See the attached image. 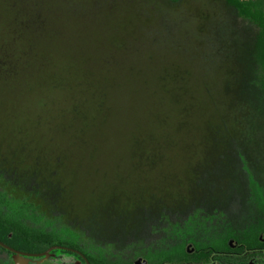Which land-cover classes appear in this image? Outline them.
I'll return each instance as SVG.
<instances>
[{
  "label": "trees",
  "instance_id": "obj_1",
  "mask_svg": "<svg viewBox=\"0 0 264 264\" xmlns=\"http://www.w3.org/2000/svg\"><path fill=\"white\" fill-rule=\"evenodd\" d=\"M195 1L0 0V95L7 92L9 104L23 96L24 107L0 113V198L39 218L27 231L0 212L10 244L24 241L32 251L26 246L49 242V233L35 231L49 223L73 232L72 244L57 242L90 264H135L187 223L212 219L238 236L256 224L251 182L264 198V33L250 24L240 30L238 21L260 24L261 15L243 0ZM49 102L58 104L54 115ZM34 138L67 145L50 150ZM157 138L194 140L182 173L129 186L130 174L100 178L94 162L84 177L88 198L74 201L81 181L73 154L128 153L132 168L152 167L163 151ZM240 236L233 249L207 246L156 264L224 258L247 244Z\"/></svg>",
  "mask_w": 264,
  "mask_h": 264
},
{
  "label": "rangeland",
  "instance_id": "obj_2",
  "mask_svg": "<svg viewBox=\"0 0 264 264\" xmlns=\"http://www.w3.org/2000/svg\"><path fill=\"white\" fill-rule=\"evenodd\" d=\"M244 1L246 2V6L252 8V14H255V16H258V14L261 15V23L256 24L254 22H250V17L244 16L238 21L240 30L244 28L242 26L250 24L253 32L263 31L264 33V0H243V2ZM257 19L259 20V17ZM205 75H211L210 71L205 72ZM15 92H22V90L20 89L19 91ZM4 96L6 97V100H3L2 105H0V113L2 114V112H7L9 114L11 111H14L20 114V110H22V108L24 107H19L18 101L22 99L23 96H11V100L13 102L10 104L8 101V93L5 92ZM4 96L0 95V102L2 101V97ZM31 100L33 99H30L29 101ZM49 104H51L50 114L54 115L53 113H55L58 109V107L56 106L58 104H53L51 102H49ZM12 105H14L15 109L10 108V106ZM27 106H30L29 102H27ZM207 111L210 112L211 110L208 109ZM116 124L114 123L112 125L114 126L113 130L116 128ZM108 139L110 140L112 138ZM192 140L193 139L191 138H157L155 140V143L159 146L162 145L161 151H163L160 153L161 156L158 157V159L154 162V166L152 167L135 166L132 168L131 166H129V162L130 160H132V156L128 153L118 155L115 152L109 151L108 153L98 154L93 159H90L87 155H79L78 153L73 154L71 159L74 162V164L72 165V170L79 173V179L81 181L79 182L80 184L78 185L79 187L77 189H72V196L74 198V201H76L77 197L80 199H86V197L88 196L90 187L88 186V183L84 182V177H86V172L87 174H89V171L92 172L91 168H93L92 166L94 162L97 163V170L94 171L99 174L98 176L100 178L102 172H105L108 175V180L115 179L116 175L130 174V181L128 182L129 186L132 184L138 185L139 183L153 186L154 182L162 185V182L158 178H161V175L169 177L173 173L179 174L183 172V167L186 166V162L188 161L187 159L190 154V152L187 150V144L190 141H194ZM34 142L35 144H37V146H43L44 148L47 147L50 150H55L56 147L63 148L67 145V142H65V138H34ZM53 154L54 153L50 152V156ZM133 156H135L133 157V160L136 161V155ZM163 183L168 184L167 182ZM251 189L260 217L258 218L256 224L250 225L246 229L240 231L241 236H239L242 237L248 245L256 244L255 237H257L258 232H262V230H264L263 194L260 187L253 182H251ZM0 202V212H2V216L6 221L13 222V224L10 223L12 224V226L19 225L20 228L24 229L25 225L32 227L31 225L37 223L39 224V218L36 219L33 215L27 213L28 211L22 208V206L18 204L16 205L12 202H7L6 199L4 200L1 198ZM28 221L29 223H27ZM37 229H35V231H38V233H40L41 235L42 233H49L51 236L50 241H42L40 243L31 244L30 246L26 247L31 248L32 253H42L47 250H49V252L48 256H33L31 258H27L29 259V264H82L73 252L67 251L68 249L66 251L62 250L61 248L51 249L53 245H62L57 242L58 240L64 242L65 244H72L73 242H75L76 235L73 232L66 229L55 230L49 223L43 224L41 225V228ZM173 231V234L169 237V241L166 242V245L164 247L146 254L145 259L149 264H156L159 261L166 259L177 260L179 258H184L187 257L193 250L207 246H214L217 249L227 250L226 245L228 244V239H235V237H239L235 232H233V230L229 229L227 225H225V223L217 221L214 222L212 219H204L199 223L193 224L187 223L183 227H179L177 229H174ZM88 253L90 256L96 259H99L102 256L98 251H91ZM9 256L10 264H16L13 254H9Z\"/></svg>",
  "mask_w": 264,
  "mask_h": 264
},
{
  "label": "flooded vegetation",
  "instance_id": "obj_3",
  "mask_svg": "<svg viewBox=\"0 0 264 264\" xmlns=\"http://www.w3.org/2000/svg\"><path fill=\"white\" fill-rule=\"evenodd\" d=\"M6 227L3 223H0V242L11 247L12 249L19 251V252H25V253H32V251L25 250L24 241L22 243L19 242V244L12 245L10 244L9 237L11 236V233H7ZM257 240L260 243V245H247L244 244V246L241 249L233 250L231 252H223L222 255H224L226 258H230V260L224 258H216L214 256L208 257L205 262H202L200 264H264V232H260L257 235ZM228 244L231 249L235 248L237 246V241L230 238L228 239ZM62 246V245H60ZM65 247V246H62ZM67 247V246H66ZM70 248V247H68ZM62 250H67L64 248H61ZM73 249V248H72ZM69 250V249H68ZM220 252V250L216 251ZM13 254V252L7 250L3 246L0 245V261L2 260L4 262V259H2L3 256H8L7 258L10 260L9 254ZM14 256V254H13ZM33 256H21V259L17 261V263L21 264H29V259Z\"/></svg>",
  "mask_w": 264,
  "mask_h": 264
},
{
  "label": "water",
  "instance_id": "obj_4",
  "mask_svg": "<svg viewBox=\"0 0 264 264\" xmlns=\"http://www.w3.org/2000/svg\"><path fill=\"white\" fill-rule=\"evenodd\" d=\"M0 245L3 246L4 248H6L7 250L13 252L16 264H21V263H17V261L21 259L22 255H24V256H48V252H49V250H47V251L42 252V253H25V252L16 251V250L12 249L11 247H9V246L1 243V242H0ZM56 248L69 249L70 251L75 252L76 254H78L84 260V262L86 264H90L88 259L81 252H79L76 249H72V248H68V247H62L60 245H53L51 249H56ZM135 264H146V260H142L141 258H138L135 261Z\"/></svg>",
  "mask_w": 264,
  "mask_h": 264
},
{
  "label": "crops",
  "instance_id": "obj_5",
  "mask_svg": "<svg viewBox=\"0 0 264 264\" xmlns=\"http://www.w3.org/2000/svg\"><path fill=\"white\" fill-rule=\"evenodd\" d=\"M8 256H3L2 255V259H4V262L1 260L0 264H10V260L7 258ZM1 258V256H0ZM27 264V263H26Z\"/></svg>",
  "mask_w": 264,
  "mask_h": 264
}]
</instances>
